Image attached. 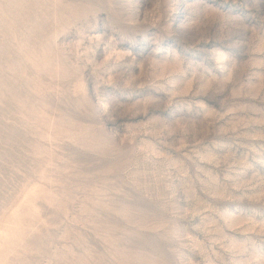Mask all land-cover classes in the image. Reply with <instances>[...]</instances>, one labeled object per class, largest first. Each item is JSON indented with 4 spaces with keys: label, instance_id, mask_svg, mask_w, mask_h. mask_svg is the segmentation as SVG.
I'll return each mask as SVG.
<instances>
[{
    "label": "rangeland",
    "instance_id": "obj_1",
    "mask_svg": "<svg viewBox=\"0 0 264 264\" xmlns=\"http://www.w3.org/2000/svg\"><path fill=\"white\" fill-rule=\"evenodd\" d=\"M0 264H264V0H0Z\"/></svg>",
    "mask_w": 264,
    "mask_h": 264
}]
</instances>
